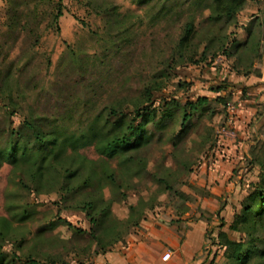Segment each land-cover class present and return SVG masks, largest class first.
<instances>
[{
    "label": "rangeland",
    "instance_id": "374dc122",
    "mask_svg": "<svg viewBox=\"0 0 264 264\" xmlns=\"http://www.w3.org/2000/svg\"><path fill=\"white\" fill-rule=\"evenodd\" d=\"M59 2L62 16L56 19ZM192 2L0 0V86L21 106L9 119L8 106L0 102V149L1 132L10 125L19 127L34 114L45 118L49 128L57 126L65 137H72L98 119L114 120L112 108L131 122L138 105L149 106L148 90L154 96L153 108L160 110L172 101L210 99L186 132L181 133V112L175 110V118L162 130L149 125L148 145L107 163L117 182L103 186L108 220L128 229L124 241L110 252L122 251L126 241L134 239L145 245L143 264H157L159 256L171 250L163 248V241L182 240L181 232L192 227L204 231L206 262L221 264L218 235L241 238L231 226L243 214L262 174L264 103L249 92L250 85L242 88L243 75L233 69L236 58L218 52V37L228 34L239 42L253 29L264 57V0L248 1L236 24L222 32L220 25L208 22L207 4L197 7ZM189 19L196 32L191 48L180 57L177 47ZM262 59L255 61L254 76L264 66ZM219 97L226 105L217 102ZM228 142L235 146L232 154L224 151ZM72 151L69 148L68 154ZM79 153L102 164L94 146ZM30 181L0 163L1 251L10 259L32 255L39 264H51V259L58 264H95L100 256L91 255L92 238L75 234L64 223L90 230L82 207L99 188L65 200L58 186L41 188ZM130 220H138L139 226L129 229Z\"/></svg>",
    "mask_w": 264,
    "mask_h": 264
},
{
    "label": "trees",
    "instance_id": "16d2710c",
    "mask_svg": "<svg viewBox=\"0 0 264 264\" xmlns=\"http://www.w3.org/2000/svg\"><path fill=\"white\" fill-rule=\"evenodd\" d=\"M248 1L250 0H193L192 5L200 7L207 4L210 10L208 22L212 26L220 25L219 31L222 32L236 24L239 13ZM57 12L56 19H59L62 16L60 2L57 5ZM195 32L194 23L189 19L184 24L177 47L180 57L191 48ZM253 35L252 29L248 33V39L239 42L230 40L228 34L218 37V52L229 60L236 58L233 69L238 75L245 77L253 74L255 61H261L263 57L261 47L256 43ZM205 50L209 51V47ZM204 56L205 51L202 53V57ZM221 90L222 88L219 91ZM147 95L146 103L149 106L144 107V104H141L136 107L133 120H139L138 124L133 120L128 121L125 113L112 108L110 115L115 116L114 120L98 119L97 123L87 131H80L72 137H65L57 126L53 125V128H49L48 121L35 114L25 118L19 127L13 128L10 125L1 132L4 144L0 149V163H7L13 171L22 172L32 184L41 188L58 186L65 200L90 187L99 188L98 193L97 190L89 193L91 196L89 201H83L82 208L88 212L86 216L90 230L75 228L70 223H64L75 234L79 236L88 234L92 238L94 249L91 255L96 257L106 255L110 252L111 246L123 242L124 231L128 230L123 227L120 229V223L108 220L111 215L110 207L103 202V186H114L117 182L115 171L107 163L117 156L129 157L148 145L151 139L149 125L162 130L175 118V110L181 112V133L186 132L193 118L202 115L204 108L210 103L207 97H197L195 101L185 103L172 101L168 103L166 109L160 110L153 108L154 96L149 90ZM0 102L8 106L9 119L18 114L20 103L13 102L11 94L3 86H0ZM217 102L226 105L223 97H219ZM87 146L95 147L102 156V164L89 161L80 155L79 151ZM69 148L73 150L71 154H68ZM259 165L262 169L260 180L255 185L248 203L245 204L243 214L237 216L231 226V230L240 233L241 238L234 240L224 232L218 235L217 246L223 249L221 264H264V160ZM25 187L29 188L28 183ZM93 193L96 196H93ZM83 202L80 203V207ZM135 211L134 206L130 207L132 214ZM141 216L143 215H139V218ZM129 222L128 228L131 226L137 228L140 224L138 220H130L127 223ZM19 245L22 246V243ZM16 261L24 264H39L32 255L17 254L10 259L0 247V264H15ZM51 264H58V261L51 259ZM77 264H86V262L79 261Z\"/></svg>",
    "mask_w": 264,
    "mask_h": 264
},
{
    "label": "crops",
    "instance_id": "0c3cea01",
    "mask_svg": "<svg viewBox=\"0 0 264 264\" xmlns=\"http://www.w3.org/2000/svg\"><path fill=\"white\" fill-rule=\"evenodd\" d=\"M264 63V57H263ZM257 67V66H256ZM259 76H254L253 74L245 77H241L244 89L245 86H251L249 92L253 95H257L260 98V102L264 103V66L260 67L258 73ZM241 91H244V90ZM224 146V145H223ZM224 151L234 153L235 146H232L229 142L225 145ZM228 149V150H227ZM183 235L182 240L178 238L171 240L170 243L166 244L164 242L163 248L171 249L169 252L172 254V258L168 262L162 261V256H159L157 264H209L206 262V253H204V231L200 227H192L187 231L181 232ZM167 240V239H165ZM128 246L122 248V251L109 252L104 256H100L95 264H143L145 258L144 252H142L144 243L135 242V240L126 241Z\"/></svg>",
    "mask_w": 264,
    "mask_h": 264
},
{
    "label": "built area",
    "instance_id": "2783aa9c",
    "mask_svg": "<svg viewBox=\"0 0 264 264\" xmlns=\"http://www.w3.org/2000/svg\"><path fill=\"white\" fill-rule=\"evenodd\" d=\"M229 108L231 107L230 104L227 105ZM172 258V254L170 252H166L163 256H162V261L163 262H168L170 261Z\"/></svg>",
    "mask_w": 264,
    "mask_h": 264
}]
</instances>
